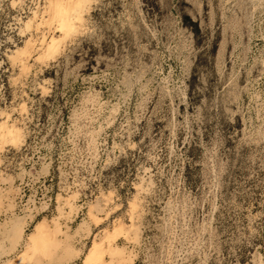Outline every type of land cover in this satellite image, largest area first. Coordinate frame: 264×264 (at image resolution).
I'll list each match as a JSON object with an SVG mask.
<instances>
[{"label": "rangeland", "instance_id": "rangeland-1", "mask_svg": "<svg viewBox=\"0 0 264 264\" xmlns=\"http://www.w3.org/2000/svg\"><path fill=\"white\" fill-rule=\"evenodd\" d=\"M0 264H264V0H0Z\"/></svg>", "mask_w": 264, "mask_h": 264}, {"label": "bare ground", "instance_id": "bare-ground-1", "mask_svg": "<svg viewBox=\"0 0 264 264\" xmlns=\"http://www.w3.org/2000/svg\"><path fill=\"white\" fill-rule=\"evenodd\" d=\"M81 1H82V0H81ZM64 2H65V1H63V3H64ZM67 5H68V4H67ZM62 6H63V5H62ZM60 8H61V7H60ZM61 11H63V10H61ZM61 11H60V12H61ZM61 14H62V12H61ZM63 15H64V14H62V16H63ZM61 18H62V17H61ZM61 20H62V19H61Z\"/></svg>", "mask_w": 264, "mask_h": 264}]
</instances>
